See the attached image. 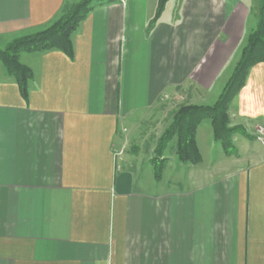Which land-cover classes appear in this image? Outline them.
Segmentation results:
<instances>
[{
  "label": "crops",
  "instance_id": "crops-1",
  "mask_svg": "<svg viewBox=\"0 0 264 264\" xmlns=\"http://www.w3.org/2000/svg\"><path fill=\"white\" fill-rule=\"evenodd\" d=\"M74 1L0 0V47ZM97 1L71 55L20 54L26 93L0 62V264H264V144L253 136L264 126V63L230 106L246 133L233 143H250L247 154L214 159L194 180L184 172L197 164L182 163L177 145L164 150L162 179L153 157L182 106L215 103L208 95L257 26L254 6L168 0L157 16L159 0ZM159 119L140 157L141 129Z\"/></svg>",
  "mask_w": 264,
  "mask_h": 264
},
{
  "label": "trees",
  "instance_id": "trees-1",
  "mask_svg": "<svg viewBox=\"0 0 264 264\" xmlns=\"http://www.w3.org/2000/svg\"><path fill=\"white\" fill-rule=\"evenodd\" d=\"M167 1L159 0L157 16L161 14ZM90 2L91 0H87L80 4L69 15L68 19L56 28L55 26L59 24L58 21L65 15L68 16V11H65L50 26L49 29L51 30L48 29L49 31L46 34L38 38H27L20 41L15 47L0 50V62L4 64L8 73L16 78L24 93H26L27 82L32 78V72L20 63L19 53L21 51L32 52L58 48L71 55V34L90 10ZM260 63H264V0L260 1L256 29L248 36L241 57L218 101L212 106L191 105L181 107L174 115L171 125L160 138L156 153L158 152L160 155L166 149L168 143L176 139L179 160L183 163L197 164L200 157L198 156L196 135L198 126L204 119L211 121L215 140L221 142L226 151L231 152V149L234 148L232 136L235 134V129L229 128L231 120L228 111L235 96L245 86L250 70ZM161 172L162 167L158 166V179Z\"/></svg>",
  "mask_w": 264,
  "mask_h": 264
},
{
  "label": "rangeland",
  "instance_id": "rangeland-1",
  "mask_svg": "<svg viewBox=\"0 0 264 264\" xmlns=\"http://www.w3.org/2000/svg\"><path fill=\"white\" fill-rule=\"evenodd\" d=\"M85 1H87V0H75L74 1L75 4L73 3L72 5H70L68 7V12H67L68 13L67 14L68 16L65 15L61 20H59L58 21L59 24L56 25L55 27L56 28L59 27V25H61L64 20H67L68 19L69 15L73 11L75 9H77L79 7V5L80 4H83ZM246 1L248 3H250V6H254V7H252V9H254V11H257V13H258V9H259V5H260V1L261 0H255L254 3H253V5L251 4L252 3L251 0H246ZM97 2H98L97 0H91L90 5H95V4H97ZM254 11L252 10V12H254ZM251 20H252V18H251ZM51 25L52 24H50V25H48V26H46V27H44L42 29H39V30H37V31H35L33 33H29V34H24V35L18 36L16 39H14L12 42H10L5 47H0V50H6L9 47H15L20 41L25 40L27 38H38L39 36H42V35L46 34L47 31L51 30V29H49ZM22 52L23 51H21L19 53V59H20V54ZM228 81H227V83H228ZM227 83H226V85H227ZM222 84H223V82H219L218 85L213 90V92L210 95H208V98H207L208 104L209 103L210 104H213L214 102L216 103V101H218L220 95L223 93L224 88L226 87V85H224L222 87ZM185 106H189V105H185ZM203 107H205V106H203ZM228 113H229V117H230V120H231V125L229 126V128L235 129V132H234L235 134H234V136H232V143H233L234 137L237 134H241V135L242 134H245L246 135V133H245V129H244V127L242 125H239V124L236 125V124L232 123L235 118L234 119L232 118V116L230 114L231 113L230 112V108H229ZM160 121L161 120L159 119V122L158 123H156L155 121H153L152 124L151 123H148V125L146 127H143L141 129V136H140L139 141H137V145H136L137 148H138L137 150L139 152L138 155L140 157H145L146 155H148L150 153V151H151V148L154 146L155 141L157 139V134L159 132L158 130H159V127H160L159 126ZM261 128H264V126H256L255 127V131L253 133L254 134L253 136L256 138V140L259 137L258 130H260ZM212 130H213V128H212V125H211V121L209 119H204L201 122L200 126H199V133L200 134L196 138V144H197V148H198V156L200 157V161L205 160L206 162L203 165V167H200L203 163L199 161L196 166H193L192 167L191 173L184 172L185 180L186 179H189V180L196 179V178H193L192 175H195L197 173L199 174V173L204 172L203 170H205V168L207 167V164L214 165V162H215L214 159L219 160L220 158L221 159L223 158V160L226 161L228 158H225V157L237 156L238 154L243 155V154H247L249 152L250 143L244 142L245 145L243 147L241 138H240V140L238 139V141H239L238 144H235L234 145V143H233L234 148L231 149V152L226 151L225 148L223 147V144L221 142H218V144L215 145L214 144V141L212 142V140H211ZM159 142H160V139L158 140V145H159ZM176 145L177 144H175V141L174 140H171L168 143V145H167V147H166L165 150L167 151V153H168L169 156L173 153V151H175ZM221 145H222V147H221ZM253 145L256 148L262 147L259 143H256V142H254ZM237 149H238V151H237ZM128 150L130 151V148ZM163 153H164V151L159 155V153L157 152L153 156L154 159H155V161H156V164H158V166H161V167L166 163V162H164V159L162 158ZM168 160H169V162H167V165H170L171 163L174 164V162H175V164L178 166V168H177L178 171H181L183 169V168L181 169V167H183V166H181V164L178 162V160H174L173 161L170 158ZM216 163H218V162H216ZM167 167L168 166H166V168ZM178 171H176V172H178ZM164 173H165V171L162 170L161 175H160V179L163 178V174ZM188 173L190 174V177L191 178L188 177V176L186 177V174L189 175ZM164 177H165V175H164ZM184 177L181 180L180 179H176V181L178 180L180 182V185H186V182L184 180ZM163 185H165V182H164Z\"/></svg>",
  "mask_w": 264,
  "mask_h": 264
},
{
  "label": "built area",
  "instance_id": "built-area-1",
  "mask_svg": "<svg viewBox=\"0 0 264 264\" xmlns=\"http://www.w3.org/2000/svg\"><path fill=\"white\" fill-rule=\"evenodd\" d=\"M258 132H259V137L257 138V140L258 142L264 144V128H261L260 130H258Z\"/></svg>",
  "mask_w": 264,
  "mask_h": 264
}]
</instances>
